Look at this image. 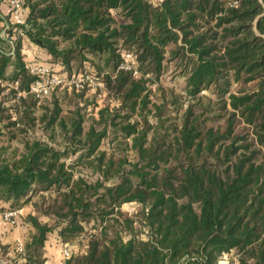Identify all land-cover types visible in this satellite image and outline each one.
<instances>
[{"label":"trees","instance_id":"16d2710c","mask_svg":"<svg viewBox=\"0 0 264 264\" xmlns=\"http://www.w3.org/2000/svg\"><path fill=\"white\" fill-rule=\"evenodd\" d=\"M21 1L15 26L0 0V34L9 24L0 36V211L21 210L11 228L25 229L3 254L16 264H219L235 251L228 264H264V0ZM18 33L66 77L75 62L118 108L102 107L86 127L78 104L62 109L57 87L38 113L41 101L12 88L28 92L33 81ZM126 53L137 76L119 69ZM171 63L185 79L183 98L146 87ZM89 90L99 88L81 92ZM109 130L115 141L131 138L134 163L99 150ZM70 151H82L74 165L102 181L76 176ZM129 204L141 207L139 232L122 211ZM91 221L98 227L88 232Z\"/></svg>","mask_w":264,"mask_h":264},{"label":"rangeland","instance_id":"374dc122","mask_svg":"<svg viewBox=\"0 0 264 264\" xmlns=\"http://www.w3.org/2000/svg\"><path fill=\"white\" fill-rule=\"evenodd\" d=\"M154 1V3L158 2V1H162V0H152ZM25 38L22 37H18L16 36V41H20L19 45L21 46H25L27 47V45L29 44L28 42L25 41V43L23 44L22 41H24ZM31 45V44H30ZM29 46V45H28ZM25 47V48H26ZM13 49H14V45H13ZM31 49V47H30ZM25 50H29V48H26ZM26 54H24L25 56ZM27 58V56L25 57V59ZM27 60V59H26ZM78 65L73 62L72 63V69L71 70H67L66 72L69 73H73V72H77L80 69L77 68ZM78 73V72H77ZM68 74H66L68 76ZM151 77V76H150ZM157 85H159L160 87H163L166 92H169V95H172L173 97H184V87H185V79L180 75V71L177 67H175V65L173 63L168 64L165 68V71L163 73V75L159 78L158 84H152V83H147L146 87L147 89H152L155 90L156 87H158ZM71 91V90H68ZM80 90L79 93H70V92H65V89H59L58 93L56 94V97L62 102V109L64 111L68 110L70 112H73L75 109V105L78 104V108L80 109V115L84 116V125L87 127L89 126L93 121V118H97V112L99 109H101L102 107L108 106L110 107V111H113L114 109L118 108V104L116 101V97L112 94L109 93L104 87H100L99 90L96 91H83ZM55 94L52 93L45 99H43L40 103V105L37 107V112L41 113V107H51L52 102H53V98L55 96ZM74 95H77L76 98L74 99L73 97ZM81 96V97H80ZM200 96L203 97H210L212 100L215 99L214 96H212L211 93L204 91L202 93H200ZM64 99V100H63ZM93 103L95 104V106H93ZM66 113V112H65ZM67 115V114H65ZM93 117V118H92ZM137 119L134 118L131 120V123H133V121ZM96 120V119H95ZM138 121V119H137ZM148 123L150 125H154L156 123L155 119L150 115L148 116ZM35 137H40L41 139H44L47 141V138H45V136H43L42 132L40 130H36L34 134ZM150 134H148V138L147 140L150 139ZM56 143L58 144H53L55 148H59L62 149V147H64L65 144H63V142L59 139ZM60 144H62V146H59ZM131 138L128 140H122V139H118L117 141L114 140V134L113 132H111L110 130L107 132L106 137L102 140L101 144H100V148L99 150L101 152H105L107 154V158H113L116 162L119 160H126L127 163H134V153L131 149L132 145H131ZM82 153V151H79L75 154H71V151L69 152V158L66 159V163L68 165L70 164H75L76 160L78 158V156ZM127 164H125L124 166H126ZM74 174L76 176H81L83 177V179H85L87 182L89 183H93L96 180H100L102 181V178L100 176V174H93L92 173V169L91 168H86V166L83 165H74ZM113 182V181H111ZM111 182H109L108 184H111ZM2 210V208L0 209ZM141 207L137 204H129V205H124L122 207V211L127 212L129 214L130 217H132L135 220V230L136 232H139L140 230V226L138 224V221L140 220L138 213L140 212ZM3 212L0 211V225H2V229L0 230V248L1 246H3V243L5 245H8L10 240H12L13 238L8 237V234H10L11 232H13L14 228L11 227H15L14 225H10L7 222L4 221L3 216ZM17 221V220H16ZM5 225V226H4ZM93 227H98V224H96V222L91 221L88 225H86V231L88 232H93ZM7 229V230H4ZM116 231L120 230L121 228L119 226L115 227ZM142 233V232H141ZM124 240H127V236H125L124 234H122ZM142 239H145V235H141ZM19 240V239H17ZM15 240V241H17ZM50 243H53V239L52 236H50L49 238V243H47L48 247H47V258L50 259V261L52 259V256L54 255H50V251L49 249L52 248L53 245H49ZM235 251H232L231 253H224L223 258L220 260L219 264H228L230 261L233 260L234 256H235ZM14 257H13V252H10V254H3L2 250H0V264H16L14 263ZM54 263V262H53Z\"/></svg>","mask_w":264,"mask_h":264},{"label":"built area","instance_id":"2783aa9c","mask_svg":"<svg viewBox=\"0 0 264 264\" xmlns=\"http://www.w3.org/2000/svg\"><path fill=\"white\" fill-rule=\"evenodd\" d=\"M8 5L10 6L11 13L10 18L13 25H22V13H23V2L21 0H8ZM5 27L1 31V38L6 39V31L9 30V24L5 23ZM19 37L25 38L22 33H18ZM26 39V38H25ZM12 42V41H11ZM14 50L10 51V54H13ZM39 59V60H37ZM32 63L28 67V73L33 78L29 86L28 92L19 91L18 83L15 82L13 85V89L18 92V96H27L28 94L33 95L39 101L47 98L51 91L55 88H68L75 89L76 91L83 90L85 86H90L93 88H100L94 77L86 73L76 74L73 76H65L62 73V68L58 65L47 64L46 62H42L40 58H36L35 60H31ZM120 70L130 71L133 75L137 76L138 72L135 67L131 64V55L124 54L123 63L119 67ZM0 84L5 86L6 84L0 80ZM21 210L9 211L3 214L4 221L10 225H15L17 218L20 216ZM17 253L19 255H23V247L22 244L17 246ZM64 258L69 257V249L65 248L63 250ZM224 256V254H223ZM46 264H63L62 262H47Z\"/></svg>","mask_w":264,"mask_h":264},{"label":"crops","instance_id":"0c3cea01","mask_svg":"<svg viewBox=\"0 0 264 264\" xmlns=\"http://www.w3.org/2000/svg\"><path fill=\"white\" fill-rule=\"evenodd\" d=\"M11 41L12 40H8L7 41V44H6V48L9 49L8 51L14 50L13 49L14 41H12V42ZM25 41L29 43L28 44L29 46L28 45H27V47H26V45L25 46H21V55L24 58L27 56V58H26L27 60H35L37 57L40 58V59H42V60H45V61H50L51 60L49 58V56H47V54L44 51L36 48L35 46L33 47L32 44L27 39H25L24 41H22V43L24 44ZM25 47L26 48H29V50H25L26 49ZM30 47H31V49H30ZM24 54H26V55L24 56ZM37 60H39V59H37ZM2 227L3 226L0 225V230L2 229ZM4 230H7V229H4ZM24 230H25L24 227L18 226V227H16V228L13 229V232H11L10 234H8V237L11 236L10 238L20 239L23 236ZM0 233H1V231H0ZM49 251H50V255H53L54 254L52 256V259L51 260H53V259L55 260L56 259V255L58 253V250L54 249V246H52V248L49 249Z\"/></svg>","mask_w":264,"mask_h":264}]
</instances>
